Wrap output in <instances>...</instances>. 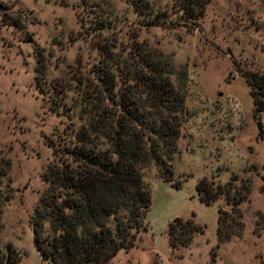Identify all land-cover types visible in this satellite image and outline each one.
<instances>
[{
  "label": "rangeland",
  "instance_id": "1",
  "mask_svg": "<svg viewBox=\"0 0 264 264\" xmlns=\"http://www.w3.org/2000/svg\"><path fill=\"white\" fill-rule=\"evenodd\" d=\"M133 1L146 11L132 0H0V246L20 264H49L34 227L54 146L72 136L81 115L94 117L102 87L95 71L120 65L125 72L146 56L186 93L173 161L183 183L176 189L154 167L145 171L148 229L111 264H264V114L240 72L264 74V0H211L203 19L185 26L172 0ZM233 177L236 190L249 188L245 229L216 250L227 197L208 207L196 186ZM176 218L193 219L204 234L173 250L167 231Z\"/></svg>",
  "mask_w": 264,
  "mask_h": 264
},
{
  "label": "trees",
  "instance_id": "2",
  "mask_svg": "<svg viewBox=\"0 0 264 264\" xmlns=\"http://www.w3.org/2000/svg\"><path fill=\"white\" fill-rule=\"evenodd\" d=\"M210 1L172 0L180 15L177 23L197 24ZM132 2L138 11H146ZM135 61L137 65L125 72L120 65L94 72L102 83L94 117L81 115L72 136L54 146L55 160L47 175L50 187L40 200L34 227L36 246L49 264H111L120 252L133 249L138 234L148 229L152 199L144 173L150 167L164 182L182 187L173 161L179 152L186 93L160 64L146 56H136ZM240 72L256 113L264 114V74ZM238 182L233 177L231 183L215 186L204 178L196 186L200 202L208 207L227 197L229 210H218L216 250L243 237L241 204L249 188L243 186L247 191L243 194L244 190H236ZM231 190H236L235 196ZM193 219L176 218L169 224L167 237L173 250L189 247L195 235L204 234V227ZM0 264L20 260L12 249L0 246Z\"/></svg>",
  "mask_w": 264,
  "mask_h": 264
},
{
  "label": "water",
  "instance_id": "3",
  "mask_svg": "<svg viewBox=\"0 0 264 264\" xmlns=\"http://www.w3.org/2000/svg\"><path fill=\"white\" fill-rule=\"evenodd\" d=\"M259 134H260V138L262 139L264 137V130L262 123H259Z\"/></svg>",
  "mask_w": 264,
  "mask_h": 264
},
{
  "label": "crops",
  "instance_id": "4",
  "mask_svg": "<svg viewBox=\"0 0 264 264\" xmlns=\"http://www.w3.org/2000/svg\"><path fill=\"white\" fill-rule=\"evenodd\" d=\"M204 111H205L206 116H208V113H209V111H210V108H209V107H208V108L205 107V110H204ZM207 123H208V122H206V126H207Z\"/></svg>",
  "mask_w": 264,
  "mask_h": 264
}]
</instances>
